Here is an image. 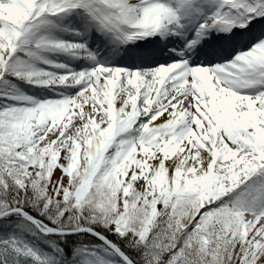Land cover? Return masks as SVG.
<instances>
[{"label": "snow or ice", "instance_id": "obj_1", "mask_svg": "<svg viewBox=\"0 0 264 264\" xmlns=\"http://www.w3.org/2000/svg\"><path fill=\"white\" fill-rule=\"evenodd\" d=\"M0 264H264V0H0Z\"/></svg>", "mask_w": 264, "mask_h": 264}]
</instances>
